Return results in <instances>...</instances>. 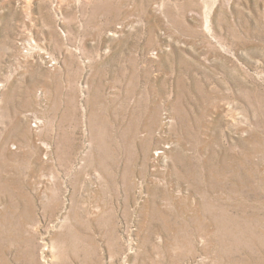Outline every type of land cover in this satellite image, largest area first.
<instances>
[{
	"label": "rangeland",
	"instance_id": "obj_1",
	"mask_svg": "<svg viewBox=\"0 0 264 264\" xmlns=\"http://www.w3.org/2000/svg\"><path fill=\"white\" fill-rule=\"evenodd\" d=\"M0 264H264V0H0Z\"/></svg>",
	"mask_w": 264,
	"mask_h": 264
}]
</instances>
